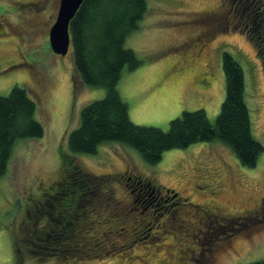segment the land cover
Returning <instances> with one entry per match:
<instances>
[{
    "label": "rangeland",
    "instance_id": "rangeland-1",
    "mask_svg": "<svg viewBox=\"0 0 264 264\" xmlns=\"http://www.w3.org/2000/svg\"><path fill=\"white\" fill-rule=\"evenodd\" d=\"M41 2L0 0V94L8 95L14 86L24 88L44 128L40 138L16 140L0 178V264L264 260V151L252 168L243 166L232 147L218 139L168 150L156 164L146 163L137 150L117 141L100 145L92 154L70 151L69 135L79 127L82 109L104 98L106 90L81 82L71 47L65 56L52 50L49 33L57 0H44L45 6L39 7ZM234 7L227 0H147L144 18L126 39V47L142 64L134 70L126 66L117 85L132 122L168 130L170 121L184 111L199 109L214 122L226 98L223 54L229 52L243 69L252 134L264 147V61L237 26ZM66 156L104 177L80 207L87 220L79 228L89 235L79 238V246L100 244L103 251L94 258L76 249L71 258L43 259L21 243L26 241V221L37 219L36 225L43 227L32 217V207L66 176ZM150 182L161 195L170 188L191 202L176 211L169 207L172 199L159 205L143 192ZM215 206L216 215L229 219L207 225L203 210ZM87 221L94 223L90 230Z\"/></svg>",
    "mask_w": 264,
    "mask_h": 264
},
{
    "label": "trees",
    "instance_id": "trees-1",
    "mask_svg": "<svg viewBox=\"0 0 264 264\" xmlns=\"http://www.w3.org/2000/svg\"><path fill=\"white\" fill-rule=\"evenodd\" d=\"M228 1L235 6L236 20L240 21L237 26L248 34L264 61V0ZM146 11L147 0H84L72 19L75 70L81 82L104 88L106 95L82 109L80 125L69 135L70 151L92 154L100 145L117 141L137 150L146 163L156 164L168 150L218 139L232 147L243 166L255 167L264 147L252 134L243 69L229 52L223 54L226 98L214 122L203 109L184 111L170 121L168 130L131 121L128 103L122 99L117 85L126 66L134 70L142 64L135 51L126 47V39L138 29ZM242 23L249 28L245 30ZM36 110V103L20 86H14L8 95L0 94V178L7 172L16 140L44 135ZM64 163L66 176L48 191V198L32 207V217L39 218L43 227L36 225L37 219L26 221L22 226L26 241L21 243H27L36 257L43 259L71 258L76 249L86 258H94L103 251L99 250L100 244L87 245L99 251L79 246V238L89 235L79 228L87 220L80 207L104 177L93 175L68 156ZM81 212L83 218L79 220ZM86 224L88 230L94 227L92 221ZM249 264H264V260Z\"/></svg>",
    "mask_w": 264,
    "mask_h": 264
},
{
    "label": "water",
    "instance_id": "water-1",
    "mask_svg": "<svg viewBox=\"0 0 264 264\" xmlns=\"http://www.w3.org/2000/svg\"><path fill=\"white\" fill-rule=\"evenodd\" d=\"M84 0H61L57 20L50 31L52 50L65 56L71 47L70 23Z\"/></svg>",
    "mask_w": 264,
    "mask_h": 264
},
{
    "label": "flooded vegetation",
    "instance_id": "flooded-vegetation-1",
    "mask_svg": "<svg viewBox=\"0 0 264 264\" xmlns=\"http://www.w3.org/2000/svg\"><path fill=\"white\" fill-rule=\"evenodd\" d=\"M41 5L45 6L44 0H42V2L39 4V7ZM60 5H61V0H57V4H56L57 9L55 8L56 11H55V14H54L55 22L57 20L58 14H59ZM50 31H51V29H50ZM49 39H50V33H49ZM56 55H60V54L56 53ZM60 56H62V55H60ZM140 185L141 184L139 183V186H138L139 190L138 191L141 193L142 192V187ZM205 186H206V188H208V185H204L203 187H205ZM145 187L148 190V191H144L143 190V192L146 194V196L149 195V197H151V199H154V200L157 198V204H159V205H160V203L165 204L166 202H168V200L172 199L171 204L169 206V207L172 208V211H176V208L180 207V205H182V203L183 204H187V202L188 203L191 202L190 200H188L189 199L188 197H183L182 195L180 196V193L178 191H175L174 189L165 188V190H164L165 195H161V189L158 188L157 186H152L151 182L147 183L145 185ZM203 187L199 186L198 189L202 190ZM150 194H154V195H150ZM200 195H202V194H199V196ZM261 200H262V202H264L263 198ZM182 201H184V202H182ZM141 202L148 203V202H144V200H142ZM193 205L196 207L197 210L199 209V205H196V204H193ZM161 207H164V209L166 208L165 206H162V205H161ZM218 209H219V207L215 206L214 209L213 208L210 209V207H209L206 210H203L204 213L207 216V220L205 219V222L207 223V225L210 224V223H217L218 221H221V220L227 221L229 219V217L227 218V217L222 216V215L218 216V215H216L215 212L212 211V210H216L217 211ZM166 210L167 209H165L164 211H166ZM263 210H264V207H263ZM217 212H219V211H217ZM211 217H213L214 219L212 220ZM231 221L233 222V220H231Z\"/></svg>",
    "mask_w": 264,
    "mask_h": 264
}]
</instances>
